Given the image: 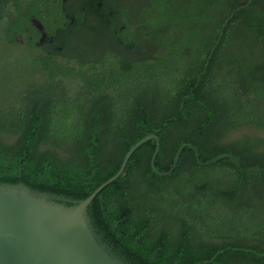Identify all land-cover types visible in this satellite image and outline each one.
Returning <instances> with one entry per match:
<instances>
[{
  "label": "trees",
  "instance_id": "obj_1",
  "mask_svg": "<svg viewBox=\"0 0 264 264\" xmlns=\"http://www.w3.org/2000/svg\"><path fill=\"white\" fill-rule=\"evenodd\" d=\"M64 8L0 0V186L75 205L150 134L159 172L184 144L202 162L230 155L264 168V0H68ZM32 18L60 52L33 45ZM126 18L141 36L132 49L112 35ZM17 47L30 53L26 77L9 71ZM154 146L141 145L86 209L107 253L123 264H264V173L227 159L199 166L185 148L158 176Z\"/></svg>",
  "mask_w": 264,
  "mask_h": 264
},
{
  "label": "water",
  "instance_id": "obj_2",
  "mask_svg": "<svg viewBox=\"0 0 264 264\" xmlns=\"http://www.w3.org/2000/svg\"><path fill=\"white\" fill-rule=\"evenodd\" d=\"M39 31L43 27L36 19L31 21ZM45 34H42V38ZM154 140L150 168L158 176L170 174L187 148L199 166L215 164L227 159L244 172L264 173V168H244L230 155H221L206 162L191 144L178 148L169 169L159 172L155 159L159 141L150 134L135 143L124 155L117 172L98 186L87 198L72 206L30 192L21 184L0 186V264H123L100 245L90 227L86 209L96 195L123 173L131 155L144 143Z\"/></svg>",
  "mask_w": 264,
  "mask_h": 264
},
{
  "label": "flooded vegetation",
  "instance_id": "obj_3",
  "mask_svg": "<svg viewBox=\"0 0 264 264\" xmlns=\"http://www.w3.org/2000/svg\"><path fill=\"white\" fill-rule=\"evenodd\" d=\"M68 2V0H59V8L60 10L63 12L64 11V5ZM100 5V3H98V6ZM107 15L109 17V19L113 22L114 19L117 20V15L116 13H112V12H107ZM64 18L69 20L70 23L73 21V19L71 17H69L67 14H64ZM34 18L31 19V21ZM129 19H131V17L129 16ZM128 18L125 19V24L122 23L119 26H116L115 29L112 30V35L114 36V38L117 40H120L124 43H126L129 48H133L134 45H138L141 44V36H140V32L137 28H135V30H133L132 32H129V30L127 29V25L126 23L129 21ZM41 24V23H40ZM34 27V26H33ZM43 27V26H42ZM35 30L38 33V36L35 40H33V45L35 47H37L38 49H40L41 51L45 52L46 54L50 55L56 51L60 52L61 47H54L53 46V39L51 35H48L47 32L44 31H39L36 27H34ZM45 34V37L41 39L42 34ZM15 40L18 41L19 44H23V39L21 36L19 35H15ZM111 37L109 38L110 42Z\"/></svg>",
  "mask_w": 264,
  "mask_h": 264
},
{
  "label": "rangeland",
  "instance_id": "obj_4",
  "mask_svg": "<svg viewBox=\"0 0 264 264\" xmlns=\"http://www.w3.org/2000/svg\"><path fill=\"white\" fill-rule=\"evenodd\" d=\"M29 52L25 48H16L15 61L12 62V67L9 69L11 76L18 78L20 76L30 75L31 70L33 69Z\"/></svg>",
  "mask_w": 264,
  "mask_h": 264
}]
</instances>
